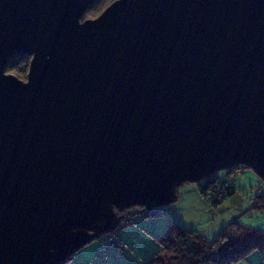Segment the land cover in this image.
<instances>
[{"label": "water", "instance_id": "95a60500", "mask_svg": "<svg viewBox=\"0 0 264 264\" xmlns=\"http://www.w3.org/2000/svg\"><path fill=\"white\" fill-rule=\"evenodd\" d=\"M97 1L0 0V264H63L223 169L264 180V0L82 19Z\"/></svg>", "mask_w": 264, "mask_h": 264}, {"label": "rangeland", "instance_id": "374dc122", "mask_svg": "<svg viewBox=\"0 0 264 264\" xmlns=\"http://www.w3.org/2000/svg\"><path fill=\"white\" fill-rule=\"evenodd\" d=\"M110 1L101 0L84 18L96 17ZM26 73L27 70L21 78L26 79ZM240 167H235L230 174L224 169L218 171L221 178L236 186V192L220 204L213 206L200 192L197 182L186 181L178 187V199L164 206L165 214L136 216L132 222L125 226L122 224L117 231L120 247L107 254L100 252L107 236L103 234L80 248L63 264H144L145 259L160 247L157 236L165 232L168 217L186 228L199 230L209 238L236 217L244 226L264 230V210L252 208L250 200L252 195L264 192V182L252 168ZM241 261L236 264H264V253L255 250Z\"/></svg>", "mask_w": 264, "mask_h": 264}, {"label": "trees", "instance_id": "16d2710c", "mask_svg": "<svg viewBox=\"0 0 264 264\" xmlns=\"http://www.w3.org/2000/svg\"><path fill=\"white\" fill-rule=\"evenodd\" d=\"M100 1L98 0L87 12L90 9L94 10ZM112 1L114 0H111L110 3ZM84 16L82 19H84ZM29 61L30 56L28 55L10 59L7 70L12 71L19 77H23L26 70L28 72ZM235 167L239 166L229 168L226 170L227 174L232 173ZM197 183L200 192L206 196L213 206L220 204L236 192V186L221 178L218 172L210 174ZM250 200L252 208L264 210V192L252 195ZM125 210L124 219L117 229L107 233L100 252L107 254L120 247V238L117 231L122 227V224L125 226L132 222L136 216L166 213L164 207L147 209L139 205L128 208L127 212ZM157 238L160 247L151 257L145 259L144 264H236L247 258L255 250L264 253V230L244 226L238 217L230 220L211 238L197 229L186 228L178 221L168 217V225L165 232L157 236Z\"/></svg>", "mask_w": 264, "mask_h": 264}, {"label": "crops", "instance_id": "0c3cea01", "mask_svg": "<svg viewBox=\"0 0 264 264\" xmlns=\"http://www.w3.org/2000/svg\"><path fill=\"white\" fill-rule=\"evenodd\" d=\"M240 262H242V261H240ZM239 264H241V263H239Z\"/></svg>", "mask_w": 264, "mask_h": 264}]
</instances>
